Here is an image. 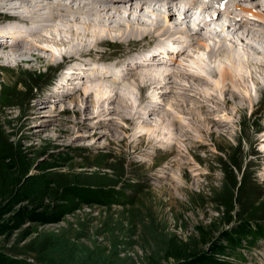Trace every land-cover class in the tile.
I'll list each match as a JSON object with an SVG mask.
<instances>
[{"label":"rangeland","instance_id":"1","mask_svg":"<svg viewBox=\"0 0 264 264\" xmlns=\"http://www.w3.org/2000/svg\"><path fill=\"white\" fill-rule=\"evenodd\" d=\"M128 5L114 6L120 10ZM129 13L121 16L128 18ZM141 13L152 16L144 9ZM107 18L105 22L115 20ZM139 19L138 28L152 24L151 36L167 31L165 20L157 24L141 16ZM59 21L61 32L47 38L60 40L68 35L77 45L94 40L87 36L94 29L85 31V37H74V27L68 31L70 22L84 20ZM96 23L99 28L103 25ZM113 25L104 24L105 33L114 41H126L119 37L133 28H108ZM235 38L239 40L238 35ZM36 39L38 44L30 46L33 50L44 46L42 38ZM215 39L203 38L202 43L212 50L200 43L192 50L188 64L196 71L199 67L202 70L196 63L200 59L205 67L223 62L211 55L219 49ZM64 42L44 46L47 59L57 57L52 66L39 61L20 65L0 61V252L22 264H179L184 259L191 261L181 256L188 253L186 250L211 256L221 264H264V95L257 94L251 79L241 90L255 101H236L246 107L241 113L234 104L210 103L192 93L183 95L181 88L190 82L178 80L187 77L171 78L174 88L167 90L163 108L154 116L166 114V123L175 121L174 125L169 126V133H161L163 136L151 130V136L158 140L148 146V139L138 141L139 135L161 124L151 126L124 117L142 111L147 93L156 101L161 91L149 85L150 81L149 88L142 91L133 79L125 87L112 81H73L81 77L73 74L75 62L85 63L73 61L81 54L63 60L68 48ZM134 44L121 46L110 41L93 51H112L119 61L140 49ZM239 44V51L247 47ZM262 47L257 51L264 54ZM238 49L233 52L239 53ZM24 57L33 59L31 55ZM207 69L203 75L211 84L201 89L212 91L216 83L221 89L222 77ZM246 74L248 78L255 75L252 70ZM60 77L65 85H60ZM196 81L197 86L203 85ZM114 86L130 92L132 109H114L117 101L111 104L113 108L110 102L101 105L94 93L84 90L98 88L109 95ZM199 110L213 133L195 135L191 143L178 130L197 121V116L204 119ZM173 144L180 150L176 145L171 149ZM103 188L111 191L110 197L100 196ZM30 210L41 213L37 220L29 218ZM9 219L14 220L12 226H7ZM241 224L247 225L246 233L233 247L228 237L234 238Z\"/></svg>","mask_w":264,"mask_h":264},{"label":"bare ground","instance_id":"2","mask_svg":"<svg viewBox=\"0 0 264 264\" xmlns=\"http://www.w3.org/2000/svg\"><path fill=\"white\" fill-rule=\"evenodd\" d=\"M225 1L226 0H224V4H226L225 11L220 8V10L216 12V18H214L210 14L203 15L202 13L210 11L211 9L217 7L211 6L210 4H205L203 3V1L199 2L198 0H0V12H9L10 14L17 15L20 17L19 20L26 24L25 29L16 27L12 32H9L10 36L14 39L13 44H8L6 40L9 39L10 36L3 35L5 39L0 42V61L6 63L8 60H11L16 65H20L25 62L29 64L33 61H39L41 63H45L48 66H52L51 64H54L57 57L47 59L45 57V50H47V48H45L44 46L48 44H59L58 42H61L62 39H65L64 43L68 44V48L66 54L62 57L63 60H65L66 57L72 58L78 54H81L75 59L73 58V61L82 60V62L85 63L84 65L82 63L75 62L77 64L74 66V68H72V70L75 69L76 73L73 72V74L81 75V77H78L80 78V80H73L75 82L77 80L82 82L83 80L86 82L112 81L111 83L117 84L119 86L123 85V87H125L127 83L131 79H133L134 83L138 84L140 90L145 91L147 90V88H149L148 82L150 81L151 84L149 85H152L155 90H159V92H162H160L158 96V98L160 99L153 101V94L151 93L152 95H148L147 93V96L143 98V106H141L142 111H136V114L139 113L140 115L136 117V114H134L135 112H133V117H124L133 121L139 120L143 124H151V126L155 123L161 124L160 127H153L154 129H151L150 127V129H148V134L143 132L139 135L138 141L140 140V142L143 143L148 139L147 144L148 146H150L158 140L151 136V130L153 132L160 131V134L167 130V132L169 133V126L174 125L175 121L172 122L173 124L170 123V121L166 123V120H168V115L164 117L166 114L161 118H159L160 115H158V117L156 116L157 118L154 116V113L157 109L163 108V100L165 101L164 96H166L168 92L167 90L171 91L174 88L173 81L171 80V78L173 77L176 79L187 77L184 80L180 79L178 81L186 83L190 82L187 84L185 83L186 88L182 85V92L179 93L183 95H189L190 93H192L194 94V96L202 97L204 100L210 101V103L212 101L217 102V100H220L222 102H225V105L227 106L234 104L235 109L241 113L244 112L246 107L239 106L236 101L242 100L243 102H249L252 104L255 101L252 98L253 96L251 97V95L246 94L241 90V86H247L249 79H251V82L256 86L257 94L261 96L264 95V54L263 52L261 53L257 51V49L259 50V48L264 45V0ZM241 1L247 2V4H241ZM130 2L133 3L130 4L129 7L128 4ZM114 5H128V7L119 10L117 8L118 6ZM196 6L200 7L202 11L200 13L194 14L193 8ZM234 7L235 9H238L235 12ZM143 9L152 13V16L149 17V15H143L141 13ZM138 10L140 12H138ZM110 11H113V13H111ZM128 11H130L129 16H127L128 18H123L121 16V13L125 12L128 14ZM132 14L137 16V18H131L130 16ZM212 14H214V12ZM140 16L148 21H151L152 23L157 24L160 20H165V22L167 23V28L165 29H167V31L165 30L164 33L160 32L162 34L159 33L156 36H151L154 35L152 34L154 32V29H152L153 27L150 28L152 24H148V26L138 28ZM106 17H112V19L115 20H112L111 22H105L104 18ZM62 18L63 20L64 18L84 20L83 23L67 22L69 23L68 27H70L68 31L71 32L70 30L74 27L77 29L76 33L73 34L74 37H85L87 35V31H91L94 29L91 35H87L90 39H94L92 43L90 44L88 42L83 45L82 43L80 45H77L74 44L73 39H71L72 37L68 35L62 37V39L59 38L60 40H58L57 38L55 40V38L53 37H48L50 38L48 39L46 35H52L53 32V34H55V32H61V30L58 31L57 27L62 24L61 21H59V19L62 20ZM96 21L100 22L101 25H103L100 26V28L99 26L96 27ZM116 21L118 23L122 21L123 24H119L121 27L126 26L128 29L131 28V30L133 28V30L129 32V34L127 31L122 32L121 37H119L125 38L124 40L126 41L119 39H116L114 41L111 35L105 33L107 32V29L105 27L106 24L113 25L116 23V25H113L112 27L110 26L108 28H112L115 31L121 29ZM169 23L172 26H168ZM102 28L103 30L100 31L99 29ZM89 33L90 32H88V34ZM235 35L239 36V40L235 38ZM37 37H39L40 40L42 38L45 43L41 41L44 46L40 44V46H36L37 48L33 50L31 47L35 46V43H37ZM138 37H140L141 39ZM203 38H213V40L214 38H216L215 40L218 39L217 48L219 49H216L217 51L212 52L211 55L215 59L217 57H220L225 61H218L221 62V64L217 63L215 66H208V68L205 67V62L200 59L199 61H196V63L198 62V64L201 65L202 70H200L199 67V69L196 71L193 66L192 67L194 69L190 64H188V59L190 58L191 52L195 48V46L200 43L206 45V50H212L210 46H208V44L202 43ZM136 39L140 40L132 41ZM168 40L172 42V49H159L156 53L148 55L147 60H149V63H144L141 60L133 65H130V62H127V68L124 72L114 69L113 65H101L103 61L112 58V51H93L95 50L94 48H99L102 45L105 46L110 41H113L121 46L135 43L134 45L138 44L140 48L144 50L147 49L149 45L152 44V42L157 41L158 45H162ZM144 41L147 42L144 43ZM238 41L242 44L247 45V47H243L242 50L239 51L238 48H240V44ZM89 45L90 48L88 49ZM175 47H180V49L176 50L174 49ZM236 49H238L239 53L233 52L236 51ZM251 49L257 52H253ZM22 50H24V52H21ZM10 51L12 53H9ZM160 54H163L165 58H159ZM25 55H31L33 59L25 58ZM82 57L83 59H81ZM126 57H128V55H125V58ZM247 58L248 60H246ZM121 61L122 60L117 61L116 63H120ZM8 63L10 62L8 61ZM205 68H208L207 70L210 73L220 75L222 77L223 83L221 89L218 83L212 84V91L201 89L202 87H204V85L211 84L210 79L203 75V72L206 73ZM248 70H252V73L254 72L255 75L252 74L251 78H248L246 74ZM199 73H202V75ZM190 80H192L193 82ZM196 80H200L203 85L197 86L196 83H194ZM64 81L66 83L72 82L71 80L68 81L67 79H65ZM60 85L65 84L60 83ZM74 89L76 90V87ZM86 89L87 88L84 89L85 93H87L88 91L94 93V95L98 99L97 101H99V103L101 102V105L110 102L109 106L112 107L111 104L117 101V107L114 106V109H121V107L132 109V107L134 106L133 104H131V106L130 104H128L130 101L132 102V96H130V92H126L125 90L122 91L121 89L115 87V89L112 90L114 94L111 93L108 95V93L102 92L98 88L93 92ZM62 90H64V88H62ZM220 92L221 94H226L225 97H220ZM91 93L89 95H91ZM148 99L149 102H147ZM180 102H183V104H187V101L182 100ZM220 103L221 102H219V104ZM164 111L166 110L164 109ZM143 112L147 114H144ZM198 112H200V110ZM201 113L202 112L198 114L201 117H204V115ZM128 114L132 116L131 112H128ZM194 118L192 117V120H194ZM197 119V121H193L194 124L192 122L188 127L181 126L180 130H178L180 132V135L184 138L189 137L191 143L194 141L195 135L203 134L205 132L213 133V129L211 131V129L208 127L209 122L204 123L205 121H207V117H204V119H202L197 116ZM198 123H201L202 125L198 126ZM163 134H161V136H163ZM175 145L180 150V147L177 144H173L171 149L174 150Z\"/></svg>","mask_w":264,"mask_h":264},{"label":"trees","instance_id":"3","mask_svg":"<svg viewBox=\"0 0 264 264\" xmlns=\"http://www.w3.org/2000/svg\"><path fill=\"white\" fill-rule=\"evenodd\" d=\"M108 184H106V185H108ZM115 195H117V194H115ZM100 196L110 197L111 196V191L110 190H105V189L101 190ZM97 203H103V202L102 201H98ZM28 212H29V218L32 219V220H37V217H39L41 215V213L38 214V213H35V212L31 211V210L28 211ZM254 220H257V219L254 218ZM230 221L231 220H229L228 222H230ZM249 221L248 220L246 221L247 225L249 224ZM12 222H14V220L10 221V219H9V221L7 222L8 223L7 226H9V225L12 226L11 225V224H13ZM247 225L241 224L235 229L234 234H233V236H235L234 237L235 239L232 236L228 237L229 239H231V243H232L233 247H236V245H238L241 242L240 241L241 237L243 238L244 234L246 233V230H247L246 226ZM254 226H257V225L254 224ZM3 231H5V229ZM261 235H264V232L261 233ZM201 243H204V242L201 241ZM186 251H188V253L181 254V256H183L182 257L183 259L186 258V257H189L191 259V261H187V259L186 260L184 259L182 261V263H179V264H221V262L215 261L214 258L211 257V256H206V255L201 256V254H195L196 252H191V250H186ZM220 252H217V253H220ZM225 255H228V254H225ZM0 264H22V263L20 261H18V260H15L14 258H9L5 253L0 252Z\"/></svg>","mask_w":264,"mask_h":264}]
</instances>
